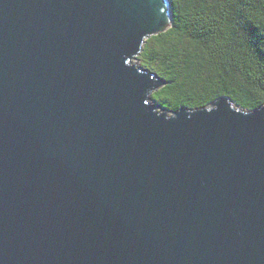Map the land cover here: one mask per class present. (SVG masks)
<instances>
[{
    "label": "water",
    "instance_id": "water-1",
    "mask_svg": "<svg viewBox=\"0 0 264 264\" xmlns=\"http://www.w3.org/2000/svg\"><path fill=\"white\" fill-rule=\"evenodd\" d=\"M173 0H0V264H264V104L154 102L133 61Z\"/></svg>",
    "mask_w": 264,
    "mask_h": 264
},
{
    "label": "trees",
    "instance_id": "trees-1",
    "mask_svg": "<svg viewBox=\"0 0 264 264\" xmlns=\"http://www.w3.org/2000/svg\"><path fill=\"white\" fill-rule=\"evenodd\" d=\"M174 21L152 36L141 66L168 82L154 93L170 111L202 109L221 97L264 104V0H173Z\"/></svg>",
    "mask_w": 264,
    "mask_h": 264
},
{
    "label": "rangeland",
    "instance_id": "rangeland-1",
    "mask_svg": "<svg viewBox=\"0 0 264 264\" xmlns=\"http://www.w3.org/2000/svg\"><path fill=\"white\" fill-rule=\"evenodd\" d=\"M133 64H134V65L137 64V65L141 66V61L139 60V58H137V59H135V60L133 61ZM154 102L164 105V104H163V100H162V98H160V97H158V96L154 98ZM164 107H167V106L164 105Z\"/></svg>",
    "mask_w": 264,
    "mask_h": 264
}]
</instances>
